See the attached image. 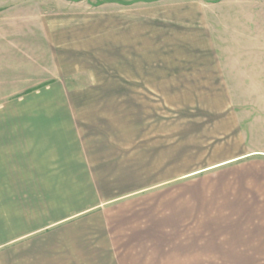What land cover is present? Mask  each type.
Listing matches in <instances>:
<instances>
[{"label": "crops", "instance_id": "crops-1", "mask_svg": "<svg viewBox=\"0 0 264 264\" xmlns=\"http://www.w3.org/2000/svg\"><path fill=\"white\" fill-rule=\"evenodd\" d=\"M133 2L161 25L106 50L0 12V264L264 260V0Z\"/></svg>", "mask_w": 264, "mask_h": 264}, {"label": "rangeland", "instance_id": "rangeland-1", "mask_svg": "<svg viewBox=\"0 0 264 264\" xmlns=\"http://www.w3.org/2000/svg\"><path fill=\"white\" fill-rule=\"evenodd\" d=\"M134 0H0V12H19L24 13L31 18L46 15L49 29H56L65 33V37L69 36L73 45H90L95 50H106L111 46L119 47L121 44L127 45L137 42V39H147L146 35H151L153 30H149L161 25L162 21L153 19V15L159 11L157 3H134ZM158 15V14H155ZM34 19V18H33ZM39 21V20H38ZM140 24L144 30L137 36L135 26ZM125 30V31H124ZM149 30V31H147ZM182 31L178 34L166 35L167 30H161L160 36L154 34L153 41L161 47V65L171 63L174 66L170 68L172 73L178 77L183 76L177 65H182L184 52L182 48ZM60 32V33H61ZM142 34V36H141ZM168 37V41L159 42V40ZM151 38V37H150ZM128 39V40H127ZM77 41V43H75ZM144 43V42H143ZM146 43V42H145ZM144 43V44H145ZM71 47H75V46ZM108 47V48H107ZM89 48V47H88ZM168 48V49H167ZM166 50V51H165ZM163 51V52H162ZM103 55L97 52V63L93 70L98 73L99 79H104L103 75L107 69L102 62ZM92 70V69H91ZM109 71V70H107ZM171 71L169 73L171 74ZM162 73V72H161ZM102 74V75H101ZM172 75V74H171ZM85 80H84V79ZM89 75L85 74L76 80V86L82 87L86 83H90ZM87 79V80H86ZM89 79V80H88ZM80 82V83H77ZM87 85V84H86ZM179 86V85H177ZM182 88V85H180ZM197 109L201 106L214 107L215 101H190L184 99H172L160 101L161 114L167 113V108L175 109L174 117L177 122H183L185 118L184 109L187 107ZM162 119V118H161ZM194 167L197 165H193ZM207 264H264V260L250 261H203Z\"/></svg>", "mask_w": 264, "mask_h": 264}]
</instances>
